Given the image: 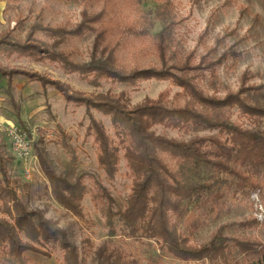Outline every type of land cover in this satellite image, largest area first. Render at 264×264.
<instances>
[{
    "label": "rangeland",
    "instance_id": "1",
    "mask_svg": "<svg viewBox=\"0 0 264 264\" xmlns=\"http://www.w3.org/2000/svg\"><path fill=\"white\" fill-rule=\"evenodd\" d=\"M82 13L96 17L91 30L65 35L56 49L70 61L89 62L100 34L99 50L105 51L104 56L96 53V59L111 56L126 72L152 68L186 75L204 97L218 100L238 93L242 87L262 86L259 92L245 96L252 104L264 107V0H0V34L10 32L13 39L22 41L32 25L70 32L81 22ZM160 34L164 39L163 59ZM35 37L45 44L55 39L42 32ZM0 64L6 69L40 73L87 97L123 95L129 110L159 95L167 108H181L190 101L168 80H140L131 87L109 80L81 79L48 64L9 57L6 52L0 53ZM11 95L7 94L6 80L0 77V154L9 185L27 211H39L44 219L65 231L77 247L81 264H96L98 254L117 264H208L172 258L160 252L154 240L128 237L116 217H107L106 205L95 196V181L107 189L116 211L125 206L131 179L122 152L118 153L119 170L114 180L109 181L98 167L97 146L85 136L88 118L84 106L68 103L53 89L24 79L13 81ZM15 106L25 129L15 116ZM91 114L117 143L109 118L95 110ZM224 115L244 128L256 127L236 109ZM258 126L264 129V120ZM13 130L20 135L21 143L13 140ZM153 130L178 142L216 135V131L168 130L159 126ZM157 153L180 183H216L217 194H210L200 205H189L182 222L171 218L187 246H203L215 237L264 244V181L258 184L257 191L247 192L229 175L195 168L170 151ZM37 154L42 155L56 176L81 180L85 193L78 215L66 211L53 199ZM214 196H219L218 201H214ZM0 218L7 219L1 213ZM39 248L47 256L26 253L28 264H63L58 250ZM231 258L233 264H264L257 254L234 252Z\"/></svg>",
    "mask_w": 264,
    "mask_h": 264
},
{
    "label": "trees",
    "instance_id": "2",
    "mask_svg": "<svg viewBox=\"0 0 264 264\" xmlns=\"http://www.w3.org/2000/svg\"><path fill=\"white\" fill-rule=\"evenodd\" d=\"M95 20L96 17L82 13L81 22L70 32L59 27L32 25L22 41L13 39L10 32H3L0 34V53L6 52L9 57L26 58L37 64H48L66 75H77L81 79L109 80L131 87H135L140 80H168L190 98L189 103L181 108H167L162 104V95H159L157 99L147 98L129 110L123 95L87 97L40 73L22 68L6 69L0 64V77L6 80L7 94L12 97L15 79H24L42 88L53 89L68 103L85 107L88 118L85 136L91 137L96 144L98 167L109 181L114 180L119 170V152L125 160L131 186L123 209L114 211L115 202L107 189L99 181H95L94 185L97 200L106 205L107 217H116L128 237L154 240L160 252L182 262L233 264L231 257L234 252L257 254L264 259V244L250 239L215 237L203 246H187L171 218L182 222L189 205H200L210 194H217L216 183L199 186L180 183L157 153L159 150L170 151L174 157L191 163L195 168L204 167L233 177L238 186L247 192L257 191L258 184L264 181V129L258 126L264 120V107L252 104L245 94L259 92L262 86L242 87L238 93L227 95L222 100L206 98L191 85L186 75L177 76L169 70L152 68L126 72L116 65L111 56L96 59V53L104 56L105 51L99 50L100 34L94 43L93 58L87 63H74L56 50L65 35H80L85 30H91L90 24ZM39 32L55 39L51 44L42 43L35 37ZM159 39L163 59L162 34ZM196 104L203 110L197 109ZM230 109H236L256 127L249 129L232 123L224 115ZM91 110L109 118L117 143L110 139L102 124L92 116ZM15 116L25 129L16 106ZM157 126L168 130L216 131V135L178 142L157 135L153 130ZM36 157L50 185L53 199L66 211L78 215L79 202L85 193L81 180L70 181L56 176L42 155L37 154ZM7 174L0 154V213L7 217L0 218V264H28L24 255L47 256L39 248L44 246L58 250L63 264H81L77 247L65 231L44 219L39 211H27L10 187ZM218 198L214 196L213 199L218 201ZM96 264H117V261L103 259L98 254Z\"/></svg>",
    "mask_w": 264,
    "mask_h": 264
},
{
    "label": "built area",
    "instance_id": "3",
    "mask_svg": "<svg viewBox=\"0 0 264 264\" xmlns=\"http://www.w3.org/2000/svg\"><path fill=\"white\" fill-rule=\"evenodd\" d=\"M11 135L13 137V140H15V142H17V143H21L22 142L21 138H20V135H18L16 133V130L11 131Z\"/></svg>",
    "mask_w": 264,
    "mask_h": 264
}]
</instances>
